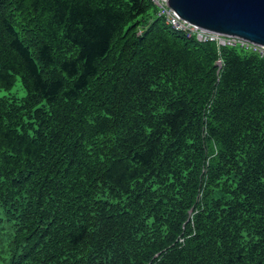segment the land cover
Returning <instances> with one entry per match:
<instances>
[{"label": "trees", "instance_id": "obj_1", "mask_svg": "<svg viewBox=\"0 0 264 264\" xmlns=\"http://www.w3.org/2000/svg\"><path fill=\"white\" fill-rule=\"evenodd\" d=\"M0 264H264V55L152 0H0Z\"/></svg>", "mask_w": 264, "mask_h": 264}, {"label": "water", "instance_id": "obj_2", "mask_svg": "<svg viewBox=\"0 0 264 264\" xmlns=\"http://www.w3.org/2000/svg\"><path fill=\"white\" fill-rule=\"evenodd\" d=\"M183 19L209 31L264 45V0H168Z\"/></svg>", "mask_w": 264, "mask_h": 264}, {"label": "built area", "instance_id": "obj_3", "mask_svg": "<svg viewBox=\"0 0 264 264\" xmlns=\"http://www.w3.org/2000/svg\"><path fill=\"white\" fill-rule=\"evenodd\" d=\"M168 0H152L156 6L157 16L162 17L165 22L175 31L185 33L187 38H197L200 41H214L218 45H236L256 51L264 55V45H259L238 36L215 33L195 25L181 18L167 2Z\"/></svg>", "mask_w": 264, "mask_h": 264}, {"label": "rangeland", "instance_id": "obj_4", "mask_svg": "<svg viewBox=\"0 0 264 264\" xmlns=\"http://www.w3.org/2000/svg\"><path fill=\"white\" fill-rule=\"evenodd\" d=\"M26 95V90L24 89L21 79L18 77L15 85L10 89L0 88V96H16V97H24Z\"/></svg>", "mask_w": 264, "mask_h": 264}]
</instances>
